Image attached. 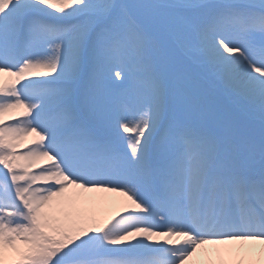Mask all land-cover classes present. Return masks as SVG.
<instances>
[{"label": "snow or ice", "instance_id": "6c2138e0", "mask_svg": "<svg viewBox=\"0 0 264 264\" xmlns=\"http://www.w3.org/2000/svg\"><path fill=\"white\" fill-rule=\"evenodd\" d=\"M0 264H264V0H0Z\"/></svg>", "mask_w": 264, "mask_h": 264}]
</instances>
